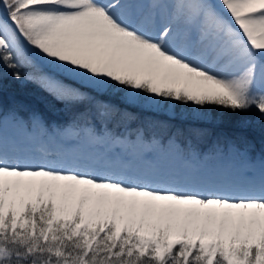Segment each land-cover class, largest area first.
<instances>
[{
    "label": "snow or ice",
    "instance_id": "snow-or-ice-1",
    "mask_svg": "<svg viewBox=\"0 0 264 264\" xmlns=\"http://www.w3.org/2000/svg\"><path fill=\"white\" fill-rule=\"evenodd\" d=\"M0 61L92 103L65 125L0 107V264H264V152L221 137L208 168L172 137L114 133L134 117L96 99L264 123V0H0ZM162 152L182 166L149 159Z\"/></svg>",
    "mask_w": 264,
    "mask_h": 264
},
{
    "label": "trees",
    "instance_id": "trees-1",
    "mask_svg": "<svg viewBox=\"0 0 264 264\" xmlns=\"http://www.w3.org/2000/svg\"><path fill=\"white\" fill-rule=\"evenodd\" d=\"M16 70L29 74L23 67L19 69H9L5 67L2 62L0 73H3V76L0 78V99L5 105H13V108L17 112L29 116L30 112L32 111L31 109L35 108L45 120L57 122L65 119H73V117L76 116L78 112L85 111L87 107H89L87 112L92 111V106L89 103L78 105L76 107L65 105L63 102L58 101L52 94H50L40 83L34 80L16 79L12 74ZM33 93L38 94L42 98L34 96ZM101 96L103 97L100 98ZM101 96L97 95L96 99L116 105L113 102L117 101H108L109 96L107 98L102 94ZM126 105H128L127 110L131 112L132 116L134 117L135 121L133 124H140L141 122L144 123L143 121L148 119V116L153 122H160L162 124H175L176 122L174 120L178 118V116L169 117L166 115L159 118L158 116L161 114L152 110L148 109L147 111L149 112H143L141 106L136 108L133 105ZM218 109L219 108L214 107L202 112L199 116L201 117L200 121L198 122H193V119H191L185 121L184 123L202 124L201 131L205 132L208 131L206 128L209 126L208 124L217 125L215 128H210L220 131L226 130L227 132L232 133L231 136H236V139L237 137H244L249 142V144L252 145V150L264 152V125L261 127H248L241 125L245 124L244 122L251 118L255 119L261 124H264L260 121L259 114L258 116L255 114V110H252L248 113H233ZM139 111H141V113H138ZM204 113H206V117L204 116ZM178 114L181 115V113ZM136 117H138V119H136ZM139 118L143 120L141 121ZM111 124L113 126H119V124H122L121 118H116ZM132 127L134 128L133 125ZM254 135L258 138V140L257 138L253 137ZM218 138L220 137L216 133L209 145L216 147ZM230 139H232V137H230Z\"/></svg>",
    "mask_w": 264,
    "mask_h": 264
},
{
    "label": "rangeland",
    "instance_id": "rangeland-1",
    "mask_svg": "<svg viewBox=\"0 0 264 264\" xmlns=\"http://www.w3.org/2000/svg\"><path fill=\"white\" fill-rule=\"evenodd\" d=\"M27 47V46H26ZM30 52H31V50H29ZM2 66V61H0V67ZM25 70H27V72L29 73V74H32L35 70L34 69H32V68H28V67H23ZM28 68V69H27ZM34 94V96H37V97H39V98H42L41 96H39L38 94H36V93H33ZM102 95H104V97H108L109 96V99H108V101H117V102H113V103H115L116 104V106L123 112V111H127L128 113H131V112H129L128 110H127V107H128V105H126L125 103H124V101H123V99L121 98V97H119V96H116V95H105V94H102ZM99 96H101V95H99ZM103 96H101L100 98H102ZM98 100V99H97ZM89 104H91V106H92V103H89ZM4 106H6L5 104H3V102H2V100L0 99V107H2V108H4ZM11 107H12V109L15 111V109L13 108V105H10ZM136 108H139L140 106H135ZM141 108H142V110H143V112H149V111H147L148 109L149 110H152V111H154V112H157V113H159V114H161L160 116H164V115H166V116H169V117H174V116H178V118L176 119V120H174L176 123L175 124H169L168 126H164V125H161L162 123H160V122H158V123H156V122H153L150 118H149V116H148V119H146V120H144L143 122L144 123H140L141 124V126L139 125V127L137 128V129H140V130H142L144 133H148V132H150V134H154L153 136V138H156V139H159L163 144H165V145H167V143H168V138L169 137H172V138H174L175 140H176V143H177V145L178 146H180V145H184L186 142L189 144V145H193L194 143L195 144H197V145H203L204 147H206L207 149L209 148V147H211L212 149H215V146L214 147H212L211 145H209V143L212 141V139H213V135H214V133L216 134H218V136L221 138V137H228V138H230V137H232V139H236V136L235 137H233V135L231 136V134L232 133H230V132H227L226 130H221V131H219V132H215V130H213V131H206V132H208V134L209 133H211V134H209L208 136H207V134L205 133L204 134V132L205 131H200V132H198L197 130H201L202 128L201 127H199L198 126V124H189V123H184L185 121H188V120H191V119H193V122H198V121H200V118L201 117H199L200 116V114L202 113V112H205V111H207L208 109H205V110H200V109H198L196 106H194V105H183V104H168V105H164V104H162L160 107H152V106H150V105H148V104H145V105H143V106H141ZM218 108V107H217ZM6 109H8V108H6ZM11 109V110H12ZM220 109V108H219ZM218 109V110H219ZM32 111H31V113H33V112H35V113H39L38 111H37V109H35V108H33V109H31ZM89 110V107H87L86 108V110L85 111H88ZM141 110V111H142ZM141 111H139L138 113H141ZM15 112H17V111H15ZM80 112H82V111H80ZM80 112H78V113H80ZM137 112V111H136ZM4 113H6V112H4ZM18 113V112H17ZM30 113V114H31ZM78 113H77V115H78ZM178 113H181V115H179ZM29 114V115H30ZM40 114V113H39ZM178 114V115H177ZM255 114L258 116V112H256L255 111ZM20 116H22V117H24V115L23 114H19ZM41 115V114H40ZM71 115H72V113H71ZM256 116V117H257ZM28 117V116H27ZM26 117V118H27ZM119 116H117V118H118ZM25 118V117H24ZM25 118V119H26ZM141 118V117H140ZM139 118V119H140ZM136 119H138V117H136ZM141 121L143 120V119H140ZM47 121V120H46ZM135 120L134 119H121V122H122V124H123V126H121V127H119L120 129H124L125 130V135H127V136H131V137H133V135H134V133L136 132V128H132V124H133V122H134ZM246 121H248V123L247 124H241V125H243V126H253V127H256V126H259V127H261V126H263L264 124H261L260 122H258V121H256L255 119H253V118H251V119H249V120H246ZM48 122V121H47ZM52 123L53 124H56L57 122H53L52 121ZM172 123V122H171ZM181 124H185L188 128V133H187V135H185V134H183L184 133V131H187V130H185L186 129V127L184 128V127H180L181 126ZM193 126H195V127H197L196 129H193L192 127ZM116 128V127H118V126H113L112 124H110L109 125V128L111 129V128ZM133 130V131H132ZM135 130V131H134ZM132 131V132H131ZM177 133H180V135H179V139L176 137V134ZM200 133H202V134H200ZM212 135V136H211ZM238 138V137H237ZM130 139H132V138H130ZM191 147V146H190ZM260 154V153H259Z\"/></svg>",
    "mask_w": 264,
    "mask_h": 264
},
{
    "label": "bare ground",
    "instance_id": "bare-ground-1",
    "mask_svg": "<svg viewBox=\"0 0 264 264\" xmlns=\"http://www.w3.org/2000/svg\"><path fill=\"white\" fill-rule=\"evenodd\" d=\"M126 104V103H125ZM8 108V109H6ZM12 107L10 105H6L4 106L3 108V111L6 112L5 114H8V113H11L13 112L14 110L12 109ZM16 111V110H15ZM20 114V113H19ZM159 118L161 116H158ZM72 119H65V120H60V121H57V125H65L67 124L68 122H70ZM54 122V121H53ZM48 123L51 125L53 124L52 121H48ZM136 129L139 127V125L141 126V124H132ZM161 125H164V126H168L169 124H161ZM209 126H207L206 128L208 129V131H213L214 129H211V128H215L217 127V125H213V124H208ZM123 126V124H119L118 127H114V128H111V131H113L114 133L116 134H119L121 136H127L125 135V130L124 129H120L119 127ZM199 127H202V124H198ZM221 126V125H219ZM180 127H186L185 130L187 131H184L183 134L187 135L188 133V127L185 125V124H181ZM211 127V128H210ZM251 127V126H249ZM193 129H196L197 127L193 126L192 127ZM226 128V127H224ZM210 129V130H209ZM8 132H9V135H12V134H15L16 133V129L12 126V124L9 122L8 124ZM197 130V129H196ZM133 131V130H132ZM131 131V132H132ZM135 131V130H134ZM201 131V130H200ZM220 130H215V132H219ZM207 134V136L211 133L208 134V132H204V134ZM154 134H150V132L148 133H144V136L146 139L150 140L152 139L154 136ZM215 135V133H214ZM213 135V136H214ZM212 136V135H211ZM129 138H132V139H135V133L133 135V137L131 136H128ZM176 137L179 139V135ZM254 138H257L255 135L253 136ZM258 140V138H257ZM190 144V143H189ZM187 142L184 144V145H180L179 148L181 149V152H186L188 150H194L196 151L197 153L201 154V156L203 157H206L208 158L206 163H207V167L208 168H218V167H222L225 163H226V159L223 158V157H217V156H214V150L215 149H212L211 147H209L208 149L206 147H204L203 145H197V144H191L189 145ZM191 146V147H190ZM254 154V153H253ZM255 155V154H254ZM256 155H259V154H256ZM150 160H152L153 162H161L165 165H171V166H174L176 168H180L182 166V158L180 155H177V154H169L167 152H162V153H154L151 157H149Z\"/></svg>",
    "mask_w": 264,
    "mask_h": 264
}]
</instances>
